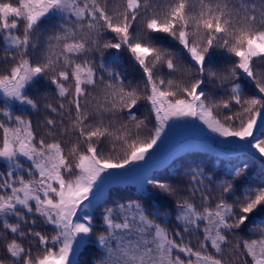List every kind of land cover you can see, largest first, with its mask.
Returning a JSON list of instances; mask_svg holds the SVG:
<instances>
[{
	"label": "snow or ice",
	"instance_id": "snow-or-ice-1",
	"mask_svg": "<svg viewBox=\"0 0 264 264\" xmlns=\"http://www.w3.org/2000/svg\"><path fill=\"white\" fill-rule=\"evenodd\" d=\"M197 121L236 162L153 175L165 129ZM84 249L264 264V0H0V264Z\"/></svg>",
	"mask_w": 264,
	"mask_h": 264
},
{
	"label": "trees",
	"instance_id": "trees-1",
	"mask_svg": "<svg viewBox=\"0 0 264 264\" xmlns=\"http://www.w3.org/2000/svg\"><path fill=\"white\" fill-rule=\"evenodd\" d=\"M121 60L123 61V67L126 69L129 63L127 54H123ZM139 111L143 113L145 112V108L142 106ZM208 145L207 142L192 137L178 141L175 146L169 148L166 153L153 162L152 174L159 176L171 174L172 170L178 167L176 162L180 160L202 162L203 165L207 166L209 171H214L218 174L227 171L230 162H236L237 157L235 152H221L212 146L208 148ZM252 168L254 174L258 172L260 170L259 161L253 162ZM137 188L138 184L134 181L128 182L120 180L112 183L108 190L110 192L118 190L120 192L131 193L135 192ZM82 253L80 257L81 264H87L91 252L89 249H84Z\"/></svg>",
	"mask_w": 264,
	"mask_h": 264
},
{
	"label": "rangeland",
	"instance_id": "rangeland-1",
	"mask_svg": "<svg viewBox=\"0 0 264 264\" xmlns=\"http://www.w3.org/2000/svg\"><path fill=\"white\" fill-rule=\"evenodd\" d=\"M196 124L200 125V127L191 126V125H182V126H179V127L175 128L171 131H169L166 128L165 131L169 133L168 140H167V143L163 146L161 154L157 158L161 157L162 154H164L166 152L167 148L173 147L174 145L177 144L178 141L186 139L188 137H195V138L200 137V138L204 139L207 143L212 144L213 146L220 149L221 151H228V149L233 147L232 145L221 144L219 142L220 140H222L224 138L217 137L215 140H213V137L216 134H213L209 130H207L206 127L201 125L199 121H197ZM201 129H203V131ZM121 180L128 181V182L134 181L136 184H138V181H139L138 177H136V176L123 178Z\"/></svg>",
	"mask_w": 264,
	"mask_h": 264
}]
</instances>
